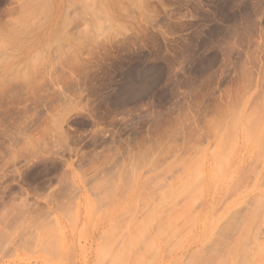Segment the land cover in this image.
I'll return each mask as SVG.
<instances>
[{
	"label": "rangeland",
	"instance_id": "374dc122",
	"mask_svg": "<svg viewBox=\"0 0 264 264\" xmlns=\"http://www.w3.org/2000/svg\"><path fill=\"white\" fill-rule=\"evenodd\" d=\"M0 264H264V0H0Z\"/></svg>",
	"mask_w": 264,
	"mask_h": 264
},
{
	"label": "bare ground",
	"instance_id": "6f19581e",
	"mask_svg": "<svg viewBox=\"0 0 264 264\" xmlns=\"http://www.w3.org/2000/svg\"><path fill=\"white\" fill-rule=\"evenodd\" d=\"M45 1H46V0H45ZM47 2H48V4L50 5V2H49V1H47ZM47 2H46V4H47ZM49 5H48V6H49ZM42 6H43V5H41V7H42ZM45 6H46V5H45ZM48 6L45 8L46 11H47ZM42 10H43V9H42ZM46 11H45V12H46ZM39 12H40V11H39ZM40 13H41V12H40ZM35 31H36V30H35ZM11 38H12V37H11ZM13 39H14V38H13ZM42 57H43V56H42ZM33 59H34V58H33ZM36 60H37V59H36ZM33 61H34V60H33ZM29 62H30V61H29ZM26 65H27V64H26ZM30 70H32V69H30ZM26 72H27V71H26ZM257 112H259V111H257ZM236 113H237V112H236ZM255 114H256V113H255ZM260 114H261V113H260ZM234 115H235V114H234ZM237 115H238V114H237ZM256 116H257V115H256ZM257 117H258V116H257ZM235 118H236V117H235ZM259 118H260V117H259ZM254 119H255V116H254ZM256 119H258V118H256ZM259 120H260V119H259ZM234 121H235V120H234ZM245 121H246V120H245ZM254 121H255V120H254ZM232 122H233V121H232ZM250 124H251V123H250ZM252 125L255 126V123L252 122ZM247 126H248V125H247ZM251 127H252V126H251ZM248 129H249V128H248ZM254 129H255V128H254ZM252 130H253V129H252ZM253 131H254V130H253ZM253 133H254V132H253ZM254 134H255V133H254ZM253 136H254V135H253ZM255 136H256V135H255ZM251 137H252V136H251ZM256 138H257V137H256ZM256 141H257V139H256ZM192 177H193V176H192ZM196 177H197V175H196ZM189 178H190V177H189ZM191 180H192V178H191ZM191 180H190V181H191ZM196 180H197V179H196ZM192 183H193V182H192ZM168 197H169V196H168ZM176 211H177V210H176ZM179 213H180V212H179Z\"/></svg>",
	"mask_w": 264,
	"mask_h": 264
}]
</instances>
